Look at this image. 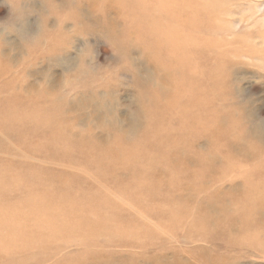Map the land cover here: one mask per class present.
<instances>
[{"label":"rangeland","instance_id":"374dc122","mask_svg":"<svg viewBox=\"0 0 264 264\" xmlns=\"http://www.w3.org/2000/svg\"><path fill=\"white\" fill-rule=\"evenodd\" d=\"M11 3L24 16L20 15L16 23L18 31L4 39L8 49L5 47L0 53V100L15 92L34 96V90L30 95L19 91L16 87L19 78H22L20 82L25 79L32 82L37 90L43 87L39 84L47 86L45 82L61 87L64 83L80 87L88 83L97 89L96 97L82 101L85 103L76 98L72 110L69 108L64 115L69 119L81 115L82 121L90 120L97 128L102 123L105 126L117 124L132 137L139 129V106L150 108L146 98H141L139 93L160 95L162 74L169 79L168 90L183 78L174 67L167 65L164 58L173 62L177 60V54L189 61L188 66L185 65L187 69H193L191 66L213 69L210 81L219 84L211 90L216 96L225 98L218 100V107L213 100L209 105L213 103L211 108L219 109L223 123H228V118H235L247 130L239 138L233 128L229 129L226 136L230 142L218 147L203 137L190 147L191 135L182 138L188 139L189 143L180 147L183 158L180 162L193 159L192 169L200 164L202 172L216 180L214 184H207L206 191L195 194L192 199L187 198V203L194 204L212 193V214L222 217L221 207L229 204L230 214H243L249 217L248 221L263 222L264 210L254 217V208H239L232 204V199L240 201L243 189L255 185L246 183L245 179L258 170L260 162L264 163L261 151L264 148V0H11ZM9 19L10 10L0 0V23H7ZM60 28L63 31H59ZM164 29L171 30L179 43L186 45L183 48L186 51L181 53L183 50L179 46L166 45L174 39L166 38ZM53 31L55 34L58 31L65 40L57 43L65 50L64 54L52 58V53L48 52L45 61L39 59L29 66L25 64L27 60L23 63L31 54L28 49L38 44L42 32L49 38L55 35ZM45 45L48 47L49 42L40 47ZM6 65L9 70L1 73ZM185 78L184 87L187 88L189 79ZM67 86L62 88L66 98L70 100L80 95L67 90L69 84ZM31 98L26 101L36 102L35 105L40 101ZM114 98L117 99L115 102L112 101ZM159 103L167 105L162 100L158 101V106ZM1 118L0 112V121ZM10 129L17 135L0 129V214L4 215L0 220L5 221H0V264H9V260L5 261L9 258L4 256L11 252L12 264H264V227H250L242 233L234 227L230 233L208 240L209 233L202 238L189 232L194 224L188 217L181 223L184 227L171 231L158 221V214L166 220L165 214L145 207L141 198L133 199L128 171H123L115 180L101 177L99 170L92 166H97L96 161L102 162L100 166L103 167L108 164L97 159L100 153L93 151V147L36 145L39 141L32 136L36 128L18 130L12 125ZM76 129L80 131V126ZM79 137L73 138L80 142ZM251 144L263 153V157L240 159L237 154L252 149ZM225 147L233 148L236 154L223 159ZM208 159L217 160L215 167L206 170ZM137 172L148 175L147 171ZM196 172L197 169L189 171ZM183 175L181 171L177 174L180 178ZM211 180L208 177L206 181ZM253 180L264 186V168ZM52 183L76 193L70 195L71 202H64L67 217L58 228L48 225L50 219L56 218L52 214L43 210H40L41 215L32 214L34 205L48 201L30 196L31 191H51ZM162 184V181L157 182L155 188H165ZM230 186L237 187L238 191L231 193L228 191ZM221 192H230L231 195L226 197L228 200L216 198ZM77 213L87 216L88 222H81L85 225L83 228L80 217L74 215ZM17 219L28 220V224L20 228ZM36 219L47 221L37 224V232ZM87 232L90 234L81 235ZM38 235L42 240L36 241ZM190 235L192 238L188 240ZM249 235L255 241L251 242Z\"/></svg>","mask_w":264,"mask_h":264},{"label":"bare ground","instance_id":"6f19581e","mask_svg":"<svg viewBox=\"0 0 264 264\" xmlns=\"http://www.w3.org/2000/svg\"><path fill=\"white\" fill-rule=\"evenodd\" d=\"M15 3L16 2H14V6ZM22 15L24 16V14ZM62 22H64V18L62 19ZM59 31L63 30H61L60 28ZM54 32L55 31H53V33ZM56 32L58 33V31ZM57 33H54L55 35H51L49 38H47L48 34L42 32V37H39V39L37 38L38 44L32 45L30 50L28 49L31 54H29V59L26 58L23 60V63H25V61L27 60L25 64L29 66L31 64L33 65L34 62H37L39 59L45 61L44 57H46L50 52L52 53L51 57L54 55L58 56L61 53L64 54L65 50L61 46L57 45V43L60 40H63V42L65 40L61 38L60 34ZM62 33L65 34L64 32ZM163 34L166 38L170 37V39L176 40H171L167 42L166 45L177 47L179 46L180 50L186 48V45L180 44L179 39L173 36L171 30L164 29ZM62 36L64 37L66 35ZM8 40L9 38H7V41ZM48 42V47H46L47 45H45V47H40L42 43ZM5 47L7 48L6 41H3V43L0 44V53H3L5 51ZM179 48H177L176 50H178ZM184 50L186 51V49ZM184 50L181 53H183ZM176 55V61H168L165 58L164 60L167 62L168 66L174 67L178 73L182 74L183 78H180L181 80L177 81L176 86L173 85V87L168 90L169 79L166 78V75L162 74L163 78L161 79V81L163 89L160 95H156V93L152 92L148 94L145 91L144 94L139 93L141 98H146L150 108L147 105L142 104L139 106V129L136 133L133 134L132 137H128V133H126L123 128H119L117 124H108L107 126H105L102 123V125L97 128V126H95V124H93L90 120L82 121L83 117L81 118V115L80 118L79 116H75L70 117V119L64 115V113L69 110V108L71 109L73 102L76 101V98H78L77 100H80V103H85L82 101L86 100L87 98L96 97V95L98 94L97 89L95 87H91L88 83L82 84L81 82V87L77 85H71L72 83H64L65 87L69 84V88H67V90L70 89L76 92L75 94H80L69 100L68 98H66V95H63L62 93V88L64 86L61 87L56 84L54 85L45 82L47 86H45V84L43 83L39 84L43 87L37 90V86L32 84V82L29 83V81L25 78V81L22 82H20L22 78H19L17 80L19 84L16 87L19 89V91L23 90L28 95H30L32 93L31 91L34 90L37 95L35 93L34 96H24L18 92H15L12 93L11 96L8 95L7 97H3V99L0 100V112L2 113L0 129L4 130L8 134L17 135L14 134V131L10 129L12 125L13 127L18 128V130H34L32 128H36L37 130H34L35 132L32 133V136H36L39 141H36V145L44 146V144L47 143L49 144V146L53 147H58L59 145H62L63 147H68L69 145L91 148L93 147V151L100 153L97 159L105 160L108 164L107 166L103 167L100 166L102 162L96 161L97 166H92L96 171L99 170V172L102 174L101 177H110L111 180H115L123 171H128L131 182L130 188L133 189V199L138 200V198H141L142 205H144L145 207H151L157 212L160 211L161 213H163V216L165 214V216L168 218L165 220L160 214H158V221L164 223V225L170 228L171 231H178L180 227H184L181 223L187 220L188 217L191 218L190 222H193L194 224V228L189 232H193L192 235H194L195 237L202 238L203 235L207 236V234L209 233V236H207L208 240L217 239L221 237V234L224 233L228 234L234 227L239 230V233L248 230L250 227H254L253 229L264 227V220L263 222L259 220L258 222H255L254 219L248 221L249 217L246 215L235 214L234 212L233 215L232 213L230 214V211H228L230 210L228 208L229 204L227 207L224 205L223 207H221V211L224 213L222 217L212 214V211L210 210L212 207L210 204V199L212 196H214V194L212 193H208L209 195H207V197H204V200H198L194 204L187 203V198L192 199L195 194L206 191L208 187L207 184H214V182L216 183V180H214L215 177L213 178V176H210L205 171L202 172L200 164H198L200 167L192 169L191 167L194 164L193 159H189L187 162H180V160L183 159L180 153V147H185V145L189 143L188 139L184 140L182 138L186 137L187 134L191 135L190 139L192 140L190 142V147H193V143H195L197 140L199 141L202 137L210 139V141H212L213 144L218 147L219 145H227L230 142V140L226 136L229 129L233 128L236 132V137L240 136L239 138H241V136L247 129L246 127L241 126L239 124V120L235 118H228V123L227 121L223 123L219 109L211 108L213 103L212 105H209V103H211L213 100L214 102H216V107H218V100L221 101L225 98L224 96H216L211 90L213 89V87H215V84H219L212 83L210 81V74L213 73V69L211 70V68L209 67H207L209 69H199L197 67L198 65H196L197 68L191 66L193 67V69L190 67V69H187L185 65L188 66L187 62L189 61L183 59L185 56L181 57L180 55V57H177ZM36 57L38 58L34 59ZM6 66L7 67L1 69V73H5L7 72V70H9L8 65ZM22 74L24 75L23 72ZM80 74H82V72ZM185 77H188L189 79L186 83L188 86L187 88L184 87V81H186ZM49 85H52V87H50ZM57 86L60 88H57ZM80 88L83 91H81ZM107 94H109V92ZM31 97H36L34 98L36 99L35 101L40 100L39 102H37V105H35L36 102H28L33 99ZM140 97L138 98L141 99ZM115 100L117 99H112L113 102H115ZM160 100L165 101L167 105H165L164 103H159L158 106V101ZM42 103H49V105L43 106ZM73 107L75 106L73 105ZM81 110L82 109L80 108V111ZM81 114L85 115L84 112H82ZM113 121L115 122L117 121V119H114ZM180 121L182 122V124H180ZM176 122L178 124H175ZM77 126H80V131H77ZM133 129L135 130V128ZM73 137H79L80 142L78 140H74ZM240 142H242L241 139ZM99 147L104 148L100 149ZM253 147L255 146L251 144L252 149H249V151L240 152L237 155L242 160H248L251 159V157L252 159H261L263 157L264 148H262L261 150L263 152L262 153L261 151L256 150ZM225 149L226 150L223 153V159H228L232 157V154H236L231 147H225ZM252 150H254L255 152H253ZM187 153L188 152H186L185 154ZM216 160L217 159H208V161H205V169L209 170L210 168L215 167ZM257 166L259 167L258 170L248 176L247 179H245L246 183L255 185H250L248 186V188L246 186L243 189V193L241 194L242 199L240 201L239 199H232V204H236V206L239 208H254V217L262 213L261 211L264 210V186H261L253 180L254 177L260 176L261 168H264V163L260 162ZM196 169L198 170L196 174L189 173V171L194 172ZM101 170H105L107 171V173L102 172ZM137 171H147L148 175L144 176V174L142 173V176ZM180 171L184 173L181 178L177 176ZM208 177L210 178V180H212L206 181L208 180ZM142 181L144 182L142 183ZM159 181L163 182L165 188L162 187L160 190L155 188L156 183ZM189 182L192 183L187 187L186 184H188ZM52 185L53 186L51 187V191H31L30 196L45 198L48 201L45 204L39 203L37 205H34L32 208V214L41 215L42 212L40 210L46 211L45 213L52 214V217L56 218L50 219L48 221V225L52 228H58V226L62 225V222L65 219L64 217H67L65 210L66 204L64 202H71L73 198H70V195L73 196L76 193L66 191L64 188L67 187L60 188L59 184L54 185L52 183ZM228 191H230L231 193L237 192L238 188L230 186ZM210 192H212V190ZM230 192L218 193L216 194V198L225 200L227 196L231 195ZM153 194L156 195L157 198H155ZM65 197L68 198H66L65 200L62 199ZM161 206L165 207L161 208ZM169 206L171 207V209L168 210L167 207ZM74 215H78V217H80V224L81 222H88L87 216L84 213H77ZM0 216L4 215L0 214ZM0 221L5 222L2 220ZM37 221L38 220L36 219V232L39 228L37 224L41 225L42 223L47 222L45 219L39 220L38 223ZM71 221L73 222L72 219ZM67 223H70L69 219ZM17 224L20 226V228H24L25 225L28 224V220L17 219ZM84 226V224L80 225L81 228H83ZM81 232L83 233L85 231L81 230ZM86 234L90 233L87 232L81 235ZM192 235L188 237V240L192 238ZM40 240H42V237L38 235L36 241ZM249 240L251 242L255 241L252 235H249ZM11 254L12 252L10 253V255L4 256V258H9L5 259V261L9 260V264H12L10 258Z\"/></svg>","mask_w":264,"mask_h":264},{"label":"clouds","instance_id":"9594fccd","mask_svg":"<svg viewBox=\"0 0 264 264\" xmlns=\"http://www.w3.org/2000/svg\"><path fill=\"white\" fill-rule=\"evenodd\" d=\"M9 10H10V19L7 23H0V44L3 43L5 37L11 33L18 31L16 23L20 20L19 11L13 6L11 0H3Z\"/></svg>","mask_w":264,"mask_h":264}]
</instances>
